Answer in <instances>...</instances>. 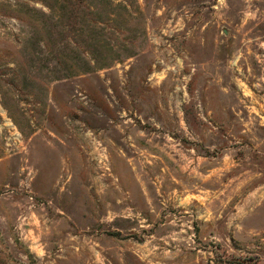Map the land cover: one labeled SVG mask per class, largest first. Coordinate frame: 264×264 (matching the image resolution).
I'll return each instance as SVG.
<instances>
[{"label":"rangeland","instance_id":"374dc122","mask_svg":"<svg viewBox=\"0 0 264 264\" xmlns=\"http://www.w3.org/2000/svg\"><path fill=\"white\" fill-rule=\"evenodd\" d=\"M0 264H264V0H0Z\"/></svg>","mask_w":264,"mask_h":264}]
</instances>
